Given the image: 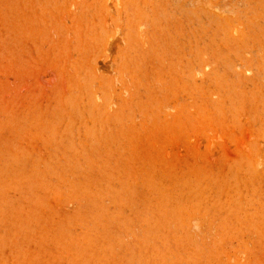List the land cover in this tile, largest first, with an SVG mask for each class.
<instances>
[{
	"label": "rangeland",
	"instance_id": "obj_1",
	"mask_svg": "<svg viewBox=\"0 0 264 264\" xmlns=\"http://www.w3.org/2000/svg\"><path fill=\"white\" fill-rule=\"evenodd\" d=\"M0 264H264V0H0Z\"/></svg>",
	"mask_w": 264,
	"mask_h": 264
},
{
	"label": "bare ground",
	"instance_id": "obj_2",
	"mask_svg": "<svg viewBox=\"0 0 264 264\" xmlns=\"http://www.w3.org/2000/svg\"><path fill=\"white\" fill-rule=\"evenodd\" d=\"M166 74V73H165Z\"/></svg>",
	"mask_w": 264,
	"mask_h": 264
}]
</instances>
